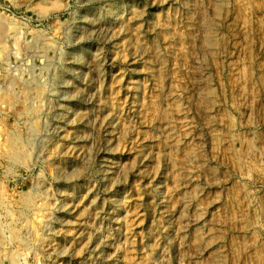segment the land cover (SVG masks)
I'll return each mask as SVG.
<instances>
[{"label":"rangeland","instance_id":"obj_1","mask_svg":"<svg viewBox=\"0 0 264 264\" xmlns=\"http://www.w3.org/2000/svg\"><path fill=\"white\" fill-rule=\"evenodd\" d=\"M0 264H264V0H0Z\"/></svg>","mask_w":264,"mask_h":264}]
</instances>
